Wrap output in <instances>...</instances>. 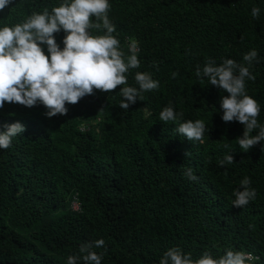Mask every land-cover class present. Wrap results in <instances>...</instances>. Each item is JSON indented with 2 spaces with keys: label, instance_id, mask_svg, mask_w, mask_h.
<instances>
[{
  "label": "trees",
  "instance_id": "1",
  "mask_svg": "<svg viewBox=\"0 0 264 264\" xmlns=\"http://www.w3.org/2000/svg\"><path fill=\"white\" fill-rule=\"evenodd\" d=\"M61 2L13 0L0 11V27ZM109 3L122 51L129 38L140 49V67L126 74L125 86H137L139 71L159 87L128 110L119 107L120 86L96 90L51 119L42 105L5 103L0 131L17 121L26 130L0 150V264H66L68 256L84 255L82 243L100 239L104 246L92 251L102 254V264H159L172 247L194 260L205 251L218 258L229 248L243 250L252 253L251 264H264V142L242 152L236 139L243 126L223 122L218 112L228 94L196 76L210 59L246 65L243 56L255 49V80L245 90L264 125V0ZM253 7L262 9L259 19ZM54 35L61 43L65 34ZM167 106L182 113L176 123L160 121ZM198 119L207 129L202 141L177 136L178 123ZM227 153L234 163L221 167ZM188 167L196 181L185 178ZM245 177L256 197L236 208L234 191Z\"/></svg>",
  "mask_w": 264,
  "mask_h": 264
},
{
  "label": "clouds",
  "instance_id": "2",
  "mask_svg": "<svg viewBox=\"0 0 264 264\" xmlns=\"http://www.w3.org/2000/svg\"><path fill=\"white\" fill-rule=\"evenodd\" d=\"M12 2L0 0V11ZM109 8V0H62L51 11L34 12L21 23L0 27V109L6 102L26 108L42 105L47 109L46 117L51 119L58 114L66 115V105H75L96 90L112 92L120 86L119 107L128 110L137 103L141 93L157 89L159 81L139 71L134 76L137 86H125L126 74L140 67V49L138 42L129 38L127 54L122 51L120 41L113 35L116 26L109 18ZM261 13L260 7L251 10V16L256 19ZM93 30L103 34L93 35ZM61 31L65 34L62 47L54 35ZM243 61L246 65L232 59H224L217 65L210 59L202 69L197 66L196 76L228 94L221 95L218 112L222 113L223 122H238L243 126V134L236 141L246 153L264 142V125L257 119L260 105L245 90L246 81L255 80L250 67L259 62L258 52L249 51ZM177 75L172 73L173 78ZM181 116L182 113L167 106L159 119L163 123H176ZM3 129L0 150L9 149L13 140L26 130L19 121L5 124ZM206 130L205 122L199 119L178 123L176 127L177 136L190 142L202 141ZM261 151L264 152V146ZM230 153L219 161L221 167L234 163ZM184 176L189 181L198 179L191 167L185 169ZM250 185L248 177L240 182L239 189L234 191L232 206L242 209L255 199L256 190ZM104 243L103 239L82 243L79 251L84 255H70L66 264H79L81 259L83 264H102V254L92 248H101ZM252 260V253L231 248L218 258L205 251L194 260L190 253L172 247L163 253L159 264H251Z\"/></svg>",
  "mask_w": 264,
  "mask_h": 264
}]
</instances>
